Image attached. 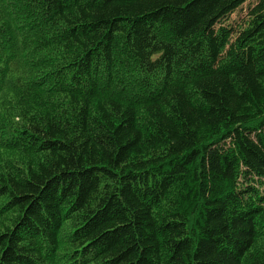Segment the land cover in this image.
<instances>
[{"label": "trees", "instance_id": "obj_1", "mask_svg": "<svg viewBox=\"0 0 264 264\" xmlns=\"http://www.w3.org/2000/svg\"><path fill=\"white\" fill-rule=\"evenodd\" d=\"M0 0V264H264V0Z\"/></svg>", "mask_w": 264, "mask_h": 264}, {"label": "rangeland", "instance_id": "obj_2", "mask_svg": "<svg viewBox=\"0 0 264 264\" xmlns=\"http://www.w3.org/2000/svg\"><path fill=\"white\" fill-rule=\"evenodd\" d=\"M257 0L246 1L240 8L233 12L230 16L229 21L235 26L244 24L248 17L250 8L256 3Z\"/></svg>", "mask_w": 264, "mask_h": 264}]
</instances>
